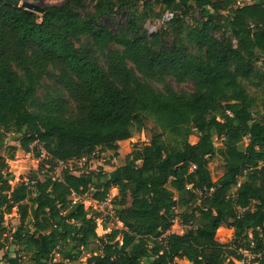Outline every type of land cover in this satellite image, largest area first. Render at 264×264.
Here are the masks:
<instances>
[{
	"label": "trees",
	"instance_id": "1",
	"mask_svg": "<svg viewBox=\"0 0 264 264\" xmlns=\"http://www.w3.org/2000/svg\"><path fill=\"white\" fill-rule=\"evenodd\" d=\"M240 1L93 0L90 12L87 0H65L35 13L0 0V149L18 134L23 150L43 149L51 172L66 167L59 179L13 186L0 163V252L6 216L16 209L21 222L7 264H24L23 255L52 264L55 254L57 264H236L240 251L264 264V0ZM119 13L126 23L112 32L103 22ZM154 19L164 27L151 38L144 27ZM170 78L193 90L175 91ZM49 82L76 103L74 116L62 98L38 96ZM148 121L158 133L125 165L80 176L68 167L133 139ZM216 157L224 175L215 182ZM114 189L123 229L101 238L99 214L72 198L103 203ZM178 210L191 227L182 235L172 233ZM224 224L232 246L216 240Z\"/></svg>",
	"mask_w": 264,
	"mask_h": 264
},
{
	"label": "rangeland",
	"instance_id": "2",
	"mask_svg": "<svg viewBox=\"0 0 264 264\" xmlns=\"http://www.w3.org/2000/svg\"><path fill=\"white\" fill-rule=\"evenodd\" d=\"M65 0H22L23 3H30L38 6L42 9L45 6L54 5V4H62ZM258 0H243V3L253 4ZM88 10L93 12L95 3L93 0H87ZM159 12V9L157 10ZM163 12V11H162ZM193 18L200 20L202 18V14L195 10L193 13ZM126 15L124 13H119L113 16L110 19L104 20V25H106L112 32H117L119 28H122L126 23ZM190 23L191 20H189ZM164 26L162 22L158 19L150 20L145 25V30L152 38L156 33H158ZM227 27L230 26L227 24ZM218 38L221 39L222 35L219 34ZM173 42V37L171 34L165 35L163 38V43L170 44ZM169 84L173 87V89L177 92H191L193 90V85L190 82H185L179 84L178 81L174 78L169 79ZM153 86L156 89H162V86L153 83ZM46 88L51 89L49 93H47ZM251 92H256L259 90L250 88ZM260 92V91H259ZM38 96L42 99L47 97L50 99L52 97H60L64 100V102L69 104L68 113L72 116L76 114V103L65 93H63L59 88L55 87L53 83H45V86L41 89L40 94ZM158 133L156 126L153 122L148 121L145 124V128L140 133H135L134 138L117 144L113 148H109L105 152H102L100 149L97 150L95 156L90 161H82L80 163H72L69 164L68 167L71 169L74 175L80 176L85 172H98L99 170H103L104 172L110 173L114 171L116 168L121 167L126 164V160L128 156L132 153L136 146H146L149 145L153 136ZM21 140L22 136L18 134H8L3 139V144L0 149V163L3 160H6L9 165V172L15 176L14 181L11 183L13 186L21 183L28 182L30 178L36 177L38 180L43 181L47 176H52L54 179L61 178L62 171L66 168L63 166L58 167V169L54 172H51V166L48 163V159L46 153L40 146L32 145L29 151H25L21 148ZM191 143L195 144L198 142L197 136H193L190 139ZM248 143V142H246ZM217 148H222L221 142L216 143ZM15 148V149H14ZM42 154L41 157L38 154ZM118 153V156L115 155ZM11 156H14V159L11 160ZM210 171L212 174L213 180L216 182L224 175V162L219 157H216L210 164ZM118 190L114 189L111 191L108 200L110 205H113V201L118 197ZM73 202L83 201L84 206L91 213L99 214V220L97 221V235L101 238H104L107 234H110L113 230H122L123 224L119 223L114 214L110 211L109 208L104 207L103 203H99L94 201L91 196H87L82 198L73 197ZM178 217L175 222V225L172 229V233L182 235L186 230L190 229L189 225L184 224L183 219V211H177ZM6 226L8 227L9 233L7 242V249L0 252V261L1 264L6 263V256H14L13 252L18 250V247L12 244L11 236L15 232V229L20 225V217L16 212V209L13 211L11 215H7L5 218ZM234 239V230L229 227L228 224H224L217 232L216 240L224 245L232 246V242ZM122 244L121 238L118 239ZM8 250V251H7ZM58 251V248L56 249ZM8 252V253H7ZM239 254L244 256L242 262L235 261L236 264H257L254 260V257L246 251H240ZM24 256V264H32L30 261V257ZM88 257H83L76 264H86ZM60 257L55 254V257L52 261V264H57L60 262ZM177 264H189L187 261H176ZM65 264H70L69 262H65Z\"/></svg>",
	"mask_w": 264,
	"mask_h": 264
},
{
	"label": "built area",
	"instance_id": "3",
	"mask_svg": "<svg viewBox=\"0 0 264 264\" xmlns=\"http://www.w3.org/2000/svg\"><path fill=\"white\" fill-rule=\"evenodd\" d=\"M241 2V1H240ZM241 5L243 4V0L242 2L240 3ZM173 18V15L171 13H167L165 16H164V21H169ZM163 23V22H162ZM63 166V165H61ZM103 206L104 207H107L110 209V211L114 214V211H113V205H110L109 203V200H106L105 202H103Z\"/></svg>",
	"mask_w": 264,
	"mask_h": 264
},
{
	"label": "water",
	"instance_id": "4",
	"mask_svg": "<svg viewBox=\"0 0 264 264\" xmlns=\"http://www.w3.org/2000/svg\"><path fill=\"white\" fill-rule=\"evenodd\" d=\"M23 7H25L27 10L35 12V13H40L42 12V9H40L38 6L30 3H23Z\"/></svg>",
	"mask_w": 264,
	"mask_h": 264
}]
</instances>
